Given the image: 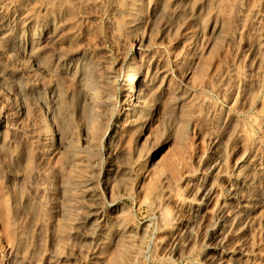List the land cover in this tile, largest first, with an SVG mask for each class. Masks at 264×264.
Wrapping results in <instances>:
<instances>
[{
	"label": "rangeland",
	"instance_id": "rangeland-1",
	"mask_svg": "<svg viewBox=\"0 0 264 264\" xmlns=\"http://www.w3.org/2000/svg\"><path fill=\"white\" fill-rule=\"evenodd\" d=\"M6 21L11 31L0 35V264L93 263L84 227L92 201L83 195L104 189L108 173L98 170L111 161L115 169L149 164L150 172L142 188L134 181L115 187L116 215L127 230L116 244L99 247L97 264H217L216 239L209 235L236 203L227 190L238 186L243 196L241 183L250 181L257 189L253 223L233 246L241 251L238 259L229 253L223 264H264V0H0V29ZM30 24L43 31L53 25L34 50L45 75L30 72L27 56L8 49L7 36L23 43ZM141 37V48L133 47ZM79 56L78 73L102 82L109 72L116 77L110 90L116 116L127 113L118 88L131 67L141 65L140 79L151 84L138 123H120L108 157L94 169L66 163L73 153L96 158L92 149L81 151L78 74L63 70V60ZM149 67L163 72L153 82ZM47 116L67 137L63 152L44 140ZM214 162L219 175L210 177ZM85 177L89 185L80 184ZM202 180L212 182L213 194L193 220ZM103 209L113 214L108 203ZM188 220L190 233L183 229Z\"/></svg>",
	"mask_w": 264,
	"mask_h": 264
},
{
	"label": "bare ground",
	"instance_id": "bare-ground-1",
	"mask_svg": "<svg viewBox=\"0 0 264 264\" xmlns=\"http://www.w3.org/2000/svg\"><path fill=\"white\" fill-rule=\"evenodd\" d=\"M2 26H3L2 29H0V35L11 31V27L7 21ZM45 27H46L44 28L45 31L37 30L35 25L30 24L29 27L26 29L27 31L25 33V39L23 43H20L18 40L15 39V37L7 36V42L12 41V43L8 46L9 51L12 52L20 51L22 54H24V56L22 57H25L26 55L28 61L31 64L30 72L34 74L35 73L44 74L45 71H47L44 65H39L37 63V59L35 58L34 55V50L36 46L42 41H44L46 38H48L49 34L53 31V25L46 24ZM143 37L134 40L132 46L140 49L142 46V42L144 41ZM259 43L262 42L259 41ZM82 59L80 57V60L78 59L73 60V57H69L63 60L62 61L63 70L65 73H69L72 75L78 74L76 76L78 79V83L80 85V90L78 93V103L81 105L80 107L81 109H79V117L81 120L80 131L82 135V139L80 138L82 140L81 151L82 153H84L92 149L90 151L91 152L95 151L94 153L96 154V158L90 161L84 155L80 156L81 154L77 155L76 153H73L71 157L68 160H66V163L70 166H75L79 164L94 169V167L98 163L97 162L98 160H102V159L105 160L104 158L105 155L108 157L109 147L113 139V134L116 133V129L121 127L122 124L120 123L125 121V123L128 126H134L138 123V120L140 119L139 116L144 113V112L142 113V111L148 108V97H149L148 93L150 91L151 84H146V81H144L143 78L140 79L139 74H140L141 65L138 66L136 65L131 67L128 70L127 77H125L121 81V84L119 85L118 88L120 91L122 102L127 103L125 108H123L125 111H127V113L125 114L124 118H122L124 112L116 116L115 114L112 113L113 112L112 108L114 107V103L112 97L110 96V90L113 89L112 87L114 86V83L117 82L116 77L111 76V73L109 72L106 74L105 80L102 82L94 78L92 74L91 76H87V75L84 76L83 72L78 73L83 65L82 61L84 60ZM149 69L151 73L149 82H153L154 80H157L160 77V75H162L163 73L162 71L158 72L157 67H154V69L149 67ZM163 79L164 76H162V80ZM51 119L52 118H49V116H47V121L49 123L48 124L49 126L47 133H45L43 137L44 140L49 142L51 147H53V151H56L57 153L59 150L62 151L65 149L68 141H67V137L61 135L59 129L53 126V122ZM105 138L107 140L106 146H105ZM78 150L79 148L76 150V152ZM218 164L219 163L217 162H214L212 165L209 164L210 168L207 174H210L211 175L210 177L214 175H219ZM148 166L143 164L138 169H134L133 167H124L122 169L120 168L115 169L113 168L112 161L107 162L105 167L101 166L98 170L99 175L102 173H108L107 177L103 181L104 189L103 190L87 189L84 192L85 194L83 195V197L86 198L87 200L92 201L91 204L87 205V213L84 222V227L86 228V231H88L86 236L91 239V247L86 253L87 259L94 261L93 263L90 264H97L99 258L96 254L98 253L99 247L101 245H107L106 243L107 241L111 242L112 244L113 243L116 244V242L117 241L119 242V240L124 238L126 234L127 222H125L121 218L120 214L116 215L118 211H120L119 204L121 202V199L115 198V195L113 193L115 187L119 183L130 184L131 182L134 181L135 183L134 187L142 188L144 184V180H146L150 172ZM91 182L92 181L89 177H85L80 181V184L89 185ZM241 186L247 191V192L245 191L246 193L244 192L243 196L240 195L238 196L239 189H236L238 186L234 189L229 188L227 190V192H229L230 197L232 199H235L236 203L234 204V206H232L229 215L228 216L226 215V217L224 218L222 217V219H220V221L217 222L216 226H214V228L212 229L213 233L209 235V237L211 236V238L216 239V245L213 250L214 255L212 258V262L217 264H223L224 261L223 259H225L224 257H227L226 255L229 253L232 254V257L230 256L231 257L230 260L233 259L232 261L235 262L236 259H238L236 257L234 258V256L240 254L241 251L240 252L235 251L233 246L237 245L240 235L242 234L244 228L250 226L253 223L252 222L253 218L251 216V213L254 212L256 208L257 189L254 183L251 181L249 183L248 182L241 183ZM213 189L214 188L212 182L210 181L206 182L204 180L202 182V185L195 191L194 193L195 202L193 201L190 209L191 213L193 214V220L194 217L196 218L197 216H199L201 211L210 202L211 195L213 194L212 192ZM129 198L133 199L131 196ZM104 203L109 204L110 210L113 213L112 215L111 213L108 214V212H106L103 209ZM227 206L229 207V204ZM227 206H223V207H227ZM191 220H188L186 224L184 223L185 225L183 226L184 227L183 229L186 233L187 232L190 233L191 231V225H192Z\"/></svg>",
	"mask_w": 264,
	"mask_h": 264
}]
</instances>
